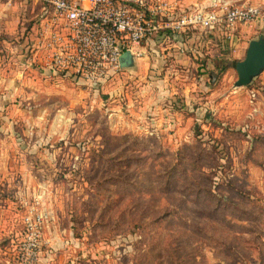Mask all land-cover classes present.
Returning <instances> with one entry per match:
<instances>
[{
	"label": "rangeland",
	"instance_id": "rangeland-1",
	"mask_svg": "<svg viewBox=\"0 0 264 264\" xmlns=\"http://www.w3.org/2000/svg\"><path fill=\"white\" fill-rule=\"evenodd\" d=\"M38 12L0 0V264H264V69L222 71L264 19L157 37L94 90L36 54Z\"/></svg>",
	"mask_w": 264,
	"mask_h": 264
},
{
	"label": "built area",
	"instance_id": "built-area-1",
	"mask_svg": "<svg viewBox=\"0 0 264 264\" xmlns=\"http://www.w3.org/2000/svg\"><path fill=\"white\" fill-rule=\"evenodd\" d=\"M31 1L39 7L44 32L36 54L45 49L50 73L94 90L124 69L120 55L125 50L137 58L146 43L161 36L176 38L174 44L184 50L189 31L220 30L233 38L239 24L264 19L263 6L250 0H209L191 6L179 0Z\"/></svg>",
	"mask_w": 264,
	"mask_h": 264
},
{
	"label": "water",
	"instance_id": "water-1",
	"mask_svg": "<svg viewBox=\"0 0 264 264\" xmlns=\"http://www.w3.org/2000/svg\"><path fill=\"white\" fill-rule=\"evenodd\" d=\"M136 58L130 50H125L120 55V64L123 68L132 67ZM264 69V31L257 38L249 41L246 55L236 63L238 78L236 85H247L252 79L259 75Z\"/></svg>",
	"mask_w": 264,
	"mask_h": 264
},
{
	"label": "crops",
	"instance_id": "crops-1",
	"mask_svg": "<svg viewBox=\"0 0 264 264\" xmlns=\"http://www.w3.org/2000/svg\"><path fill=\"white\" fill-rule=\"evenodd\" d=\"M195 1L196 0H180V2L182 3L183 6H191L190 4L195 2ZM195 39H196V35H192V37L189 39L192 42H190L189 45L186 43L185 44V46H186L185 48L191 47L192 52H195L197 50V48H195V46L193 45V43L195 42ZM250 39H251V37H250ZM207 45H208V43H207ZM181 51H182V49H181ZM182 52H184V50ZM132 119L136 123L137 120L136 119L134 120V118H132Z\"/></svg>",
	"mask_w": 264,
	"mask_h": 264
},
{
	"label": "trees",
	"instance_id": "trees-1",
	"mask_svg": "<svg viewBox=\"0 0 264 264\" xmlns=\"http://www.w3.org/2000/svg\"><path fill=\"white\" fill-rule=\"evenodd\" d=\"M239 59L232 60L231 62H223L222 61V71L227 68L229 65H233L236 67V63Z\"/></svg>",
	"mask_w": 264,
	"mask_h": 264
}]
</instances>
